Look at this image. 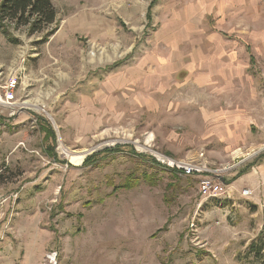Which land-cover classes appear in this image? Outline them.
<instances>
[{"label":"rangeland","instance_id":"rangeland-1","mask_svg":"<svg viewBox=\"0 0 264 264\" xmlns=\"http://www.w3.org/2000/svg\"><path fill=\"white\" fill-rule=\"evenodd\" d=\"M131 1L102 38L39 45L44 34L12 30L13 45L0 31V94L18 83L16 104H0V264H264V210L238 193L205 200L166 166L204 152L234 167L230 188L264 154V77L221 91L220 61L247 64L246 37L214 20L180 26L167 0L149 25L152 0ZM64 148L97 164L73 165Z\"/></svg>","mask_w":264,"mask_h":264},{"label":"crops","instance_id":"crops-1","mask_svg":"<svg viewBox=\"0 0 264 264\" xmlns=\"http://www.w3.org/2000/svg\"><path fill=\"white\" fill-rule=\"evenodd\" d=\"M153 1L150 2L145 13L147 22V15L149 11L151 13L150 24L153 23L154 10L160 0H156V4L151 8ZM53 3L57 10V21L60 24L57 33L50 38L51 42L63 38H71L75 41L77 35L82 36V34L90 39L109 36V32L103 29H107L109 26L116 27L117 19L126 16L129 13V8L133 5L131 0H53ZM167 3L173 11H177L181 6L180 11L184 14L185 20L180 17L184 21L180 26L204 28L205 22L214 20L216 29L224 27L228 31L227 27H230L231 33L234 30L236 35L246 37L244 55L246 59L248 58L247 64L242 65L235 62L237 55L232 52L227 57L228 59L224 58L226 64L222 65V60L220 61V75L225 78V81H221L223 83L221 86H225V82L229 83L228 87H224V90L221 91L235 92L232 88L236 76H240L245 85L256 91L257 85L254 77L258 74L264 77V0H167ZM102 11L105 12V16H103ZM107 14H112V16L107 18ZM202 34H206V31ZM199 42L203 43L204 41ZM256 62L260 65V71H253L256 68ZM229 119H233V117L230 115ZM251 169H254V172L248 171L246 174L233 179L232 185L229 186L230 200H233V196L237 193L242 196V191L248 189L252 192L250 197L252 204L260 206V210H264V200H260L257 196V192L264 191V158H261L257 165ZM42 251H37L38 254L40 253L37 256L38 261L44 256V254L42 256Z\"/></svg>","mask_w":264,"mask_h":264},{"label":"trees","instance_id":"trees-1","mask_svg":"<svg viewBox=\"0 0 264 264\" xmlns=\"http://www.w3.org/2000/svg\"><path fill=\"white\" fill-rule=\"evenodd\" d=\"M156 4V0L151 4V8ZM149 24L151 23V13L149 11L147 15ZM59 28V23L57 21V10L53 3V0H1L0 1V31L5 35L9 42L13 45H19L20 40L14 38L12 35V30L18 32L20 30H25L29 37L44 34L41 41L38 43L45 44L47 41L54 36ZM2 119V117L0 116ZM54 139V134H53ZM50 151L54 149L49 148ZM119 150L116 148L114 151ZM109 151H105L103 154H108ZM98 155L87 158L83 166L88 164H97L95 159ZM56 158V155H53ZM264 158V154L260 157ZM256 161L254 164L247 167L246 170L242 171L236 178L246 174L254 165L260 161ZM173 172L172 170L168 169ZM137 185V182L129 181L124 188L132 187ZM121 188V187H119ZM218 206H227L226 202L218 203ZM251 254L255 258H261V252L263 250L262 245L257 246L252 244Z\"/></svg>","mask_w":264,"mask_h":264},{"label":"built area","instance_id":"built-area-1","mask_svg":"<svg viewBox=\"0 0 264 264\" xmlns=\"http://www.w3.org/2000/svg\"><path fill=\"white\" fill-rule=\"evenodd\" d=\"M17 91V79L15 77L9 78L5 84L4 92L0 94V104L5 108L14 106L17 102ZM167 161L168 164L164 161H161V163L166 164V166H168L167 168L172 170L176 176L197 180L198 191L203 199L220 201L231 199V191L224 181V176L234 169L233 166L213 168L207 162L205 153L200 151H191L184 159ZM242 196L244 198H250L252 192L248 189H244L242 191ZM48 260L50 263H53L54 257H48Z\"/></svg>","mask_w":264,"mask_h":264},{"label":"bare ground","instance_id":"bare-ground-1","mask_svg":"<svg viewBox=\"0 0 264 264\" xmlns=\"http://www.w3.org/2000/svg\"><path fill=\"white\" fill-rule=\"evenodd\" d=\"M62 152H63V155L65 154L69 158L70 162L73 165H81L84 162V158L86 157V153H83V152L82 153L81 152L80 153H74V152L70 153L65 148L62 149Z\"/></svg>","mask_w":264,"mask_h":264}]
</instances>
